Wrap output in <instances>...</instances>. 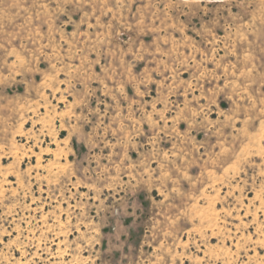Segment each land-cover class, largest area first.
Returning <instances> with one entry per match:
<instances>
[{"label": "rangeland", "instance_id": "obj_1", "mask_svg": "<svg viewBox=\"0 0 264 264\" xmlns=\"http://www.w3.org/2000/svg\"><path fill=\"white\" fill-rule=\"evenodd\" d=\"M0 264H264V0H0Z\"/></svg>", "mask_w": 264, "mask_h": 264}]
</instances>
